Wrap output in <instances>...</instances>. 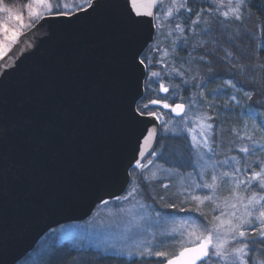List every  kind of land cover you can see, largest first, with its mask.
<instances>
[{
    "label": "water",
    "instance_id": "1",
    "mask_svg": "<svg viewBox=\"0 0 264 264\" xmlns=\"http://www.w3.org/2000/svg\"><path fill=\"white\" fill-rule=\"evenodd\" d=\"M129 7L100 0L87 16L46 15L0 58V264L20 263L51 230L122 197L155 152L161 122L135 111L149 71L134 57L156 25L130 23ZM164 104L151 106L183 116Z\"/></svg>",
    "mask_w": 264,
    "mask_h": 264
},
{
    "label": "rangeland",
    "instance_id": "2",
    "mask_svg": "<svg viewBox=\"0 0 264 264\" xmlns=\"http://www.w3.org/2000/svg\"><path fill=\"white\" fill-rule=\"evenodd\" d=\"M250 1L251 0H248V3ZM64 2L69 3L71 6L72 0H64ZM28 3H33L35 7V0H9L7 2H2V0H0V4L7 5L13 8L14 11L22 14L26 24L31 22L26 8ZM170 5L171 0H166L155 14L159 19L155 20V40L146 52L148 57L146 63L149 73L145 83V95L147 92L152 93L153 83L158 88L156 98L153 100L168 103L172 106L176 104L185 105V112L180 118H174L169 112L167 114L160 109L149 111V113H155L156 116L159 117L161 122L160 135L175 137L184 135L188 138L189 143L187 144V149L191 156V171L188 173H181L163 166L158 162L159 153L155 150L140 167L131 171V182L122 197L102 203L95 209L91 217L85 221L60 226L51 236L47 237L49 240H55L59 243L66 242L76 250L93 249L100 254L122 256L128 259L141 256L139 253L145 249H150L152 252L165 251L171 256L178 252L181 246H195V243L190 242L194 240V237H191L189 233L196 232L199 234L203 231L202 225L205 218L210 220L213 216L220 215L221 211H229L223 204L226 197L229 203L235 202L229 196L230 188L227 183L223 184L215 193L218 198L216 203L221 205L216 211H213L215 205L208 201H205L204 204H198L192 200L193 195L203 197L213 194L207 189L193 192L192 188L196 183L201 180H207L210 183V174L213 169H215L217 174L232 172L231 164L233 165L232 169L234 164L232 161L233 158H231L229 154V148L231 147L230 142H226L221 138L220 133L215 131L214 125L210 120H206V123H211L213 128L206 131L204 134L209 136L210 142L214 141L211 142L212 152H208L207 149L203 147L194 148L191 146L193 133H189L185 131V129L193 128L195 124L198 123L193 119L195 116L199 115L203 117L208 115L203 112L195 97H191L190 100L183 98L184 88L181 87L177 89L172 86L170 87V85L164 81V76H169L170 79L174 77L181 80L180 84H183V86L185 84L184 87H186L194 82H197V85H199L201 79L200 74L196 70V66H194L197 61L195 57L189 60L187 59V64L183 65V68L177 69L175 75L174 73H170V67L173 62L175 63L178 50L180 47L182 48L181 45L185 39L182 37L185 31L183 33L179 32L176 29V24H181V26L184 27L182 23L183 20L187 19L190 23V20L196 18L192 15L191 19H189V13L183 9L178 13H174L172 17H168L166 11L167 7ZM187 5L188 7L192 5L198 8H204V6H206L207 9L213 8L212 0H187ZM41 11H43V9H41ZM213 11H215V9H213ZM185 16L186 19H184ZM201 19L208 20L212 28H221V26L216 23L215 17L209 15L206 10L201 15ZM189 23L184 28L188 29L193 39L192 45L189 46V50L192 55H196L195 52L197 49L193 48V44L199 37L194 39L193 33L188 26ZM0 24H7L9 27L20 30L21 33L30 29H20V26L14 20H10L8 14L3 11H0ZM234 24L235 23L231 24V28H234ZM261 28L262 27L259 26L258 46L264 50V34L261 33ZM199 31L200 27L198 26L197 33H199ZM12 45L13 44L8 47L7 51ZM6 52L0 54V58H2ZM169 63H171V65H169ZM152 72L159 73V76L152 77ZM181 72L183 76L179 75ZM161 84L168 88L167 94L161 93ZM170 90L172 91L169 92ZM194 134L198 140L201 139L200 130L198 128ZM202 169H206V171L202 172ZM239 179L245 180L246 178L240 176ZM165 185H167V188L164 187ZM243 187L242 185L241 191H243ZM158 188L166 190V194L176 199V202H178L177 204L176 202L174 203L176 207L166 208L167 210L165 209L166 211H163L165 213L157 211L162 209L160 202L164 201L163 194H157V192H155ZM133 189H135V191L129 196V192ZM185 189H187V194H184ZM247 194L250 195L251 193ZM259 194L264 195L261 193ZM167 205L172 204L167 203ZM197 207L200 208V212L195 211ZM201 213L204 214V217L201 216ZM255 227H258V222L251 226H246L245 230L250 231L251 228ZM240 239L243 242L252 244V241L250 242L249 239ZM161 246L164 247V249H161ZM232 246L238 245L235 241H231L229 237V245H227V247L230 249ZM252 255L257 258L259 264V261L262 259L257 257L255 253ZM148 257L160 258L164 262L167 261V258L164 257ZM207 264H230V261H223L218 257L212 256L211 259L207 261Z\"/></svg>",
    "mask_w": 264,
    "mask_h": 264
},
{
    "label": "trees",
    "instance_id": "3",
    "mask_svg": "<svg viewBox=\"0 0 264 264\" xmlns=\"http://www.w3.org/2000/svg\"><path fill=\"white\" fill-rule=\"evenodd\" d=\"M9 0H2L7 2ZM252 5H255L254 7ZM264 6V0H251L248 3V12L245 14L243 24L236 22L234 28L240 31V38L235 43H229L225 38L223 29L213 28L209 36L204 37L209 41L205 49L197 48L196 55H192L189 46L192 45L193 39L188 29L182 35L184 39L182 48L180 47L170 67V73H174L177 69L183 68L187 61L192 57L197 59L194 66L201 76L199 85L194 82L190 86L180 84L179 79L164 76V81L173 88H184V96L186 100L195 97L199 106L202 108L214 125L216 132L220 133L221 138L230 142L229 148L230 156L233 158V164L239 169L237 176H244L247 178L253 171L260 172L261 165L264 164V77L258 72L249 71L247 74L237 70L234 65L250 64V65H264V50L258 46L259 26H261V33L264 34V11L261 7ZM194 12L204 8H198L190 5ZM190 16V17H189ZM191 19L192 15L189 14ZM194 16V15H193ZM186 19V16L185 18ZM183 26L189 21L183 20ZM251 35H250V34ZM235 34V33H233ZM219 37L217 45L212 44V38ZM182 49V50H181ZM215 49V51H211ZM231 50L236 53L238 60H225V51ZM199 57H204L203 60ZM188 59V60H187ZM146 63V60H145ZM147 64V63H146ZM150 69V68H149ZM177 75V74H176ZM258 79L261 83L253 84V79ZM235 84L233 88L229 84ZM158 85V84H157ZM152 93H146L145 97L139 103V109L143 113H149L158 109L151 106V101L156 98L158 88L152 83ZM170 90L169 92H171ZM244 93L251 94V100H248ZM147 104L145 109L143 105ZM161 111H164L160 109ZM168 114V112L164 111ZM247 133L253 137V140L258 141L253 145L251 141L246 138H241ZM219 136V138H220ZM189 140L186 136H162L160 135L157 144L158 162L163 166L176 170L181 173H188L191 171L190 163L191 156L187 149ZM249 147L252 149L249 153L240 151L241 147ZM231 164V170L232 169ZM255 183V182H254ZM166 190L157 189V194H163L164 201L160 202L162 209L157 210L160 213H165L168 207L167 203L174 204L176 199L166 194ZM252 191L260 192L258 188H253ZM162 201V200H160ZM167 202V203H166ZM178 202H176L177 204ZM166 209V210H165ZM167 214V213H166ZM59 228V227H58ZM56 228V229H58ZM51 230L37 245L36 249L26 256L18 264H164L165 262L160 258L138 256L133 258H126L116 255L100 254L93 249H74L68 243H59L55 240H49L47 237L51 236L56 230ZM255 243H259V237L249 239ZM166 247V246H165ZM161 249L164 247L161 246ZM255 255L262 260L264 256L260 251L254 252ZM253 253H251L252 255Z\"/></svg>",
    "mask_w": 264,
    "mask_h": 264
},
{
    "label": "snow or ice",
    "instance_id": "4",
    "mask_svg": "<svg viewBox=\"0 0 264 264\" xmlns=\"http://www.w3.org/2000/svg\"><path fill=\"white\" fill-rule=\"evenodd\" d=\"M212 3L213 8L207 9V13L215 17L216 23L223 29L225 38L229 43H235L236 40L240 38L241 34L238 29H232L231 24L236 22L243 24L245 13L249 10L248 0H212ZM128 4L130 5L128 19L132 24L142 23L144 17H152L153 20L159 19V17L154 16L151 11L153 7L160 8L162 6L157 0H128ZM99 5L100 0H72L71 6L69 3L64 2V0H35V7L33 3H28L26 6L31 21L27 24L22 14L14 11L13 8L7 5L0 4V11L7 13L10 20H14L20 26V29H24L34 26V23L44 19L46 14L53 18L63 17L72 19L76 18L78 14L87 16L96 12ZM252 6L254 7L255 5ZM41 9H43V11H41ZM181 9L196 17L190 20L188 25L193 33L194 39L199 37L193 44V48L205 49L209 41L204 37L209 36L215 31V29L210 26L208 20L201 19V15L205 10L200 9L194 12L188 7L187 0H171V5L167 7L166 15L172 17L174 13H178ZM213 9H215V11H213ZM261 10L264 11V6L261 7ZM148 25L151 30L153 21L149 20ZM198 26L200 27L199 33H197ZM176 29L181 33L185 31L181 24H176ZM19 35H21L20 30L9 27L7 24H0V54L6 52L8 47L16 42ZM211 42L217 45L219 43V37L212 38ZM211 51H215V49ZM146 52L147 48L142 46V49L138 51L134 57L136 66L140 67L142 70L148 67L145 63V60L148 59ZM142 56L143 58H141ZM199 59L203 60L204 57H199ZM223 59L238 60L239 57H237L235 52L226 50ZM234 67L242 73L247 74L251 70L260 73V75L264 77V65L237 64L234 65ZM179 75L183 76V73L181 72ZM151 76L157 77L159 73L152 72ZM251 82L253 84L261 83L260 80L255 78ZM229 84L233 88L236 87L231 81H229ZM261 86H264V84ZM160 88L162 91L168 92V88L164 87L163 84L160 85ZM244 95L248 100H251V94L244 93ZM151 103H160V101L153 100ZM143 107L147 109L148 105L145 104ZM164 107L172 108L177 115L185 112L184 104H176L173 107L165 103ZM135 111L140 115L144 114L139 108L135 109ZM149 115L155 116L156 114L149 113ZM193 119L198 123H196L193 128L185 129V131L193 133L191 146L194 148L203 147L207 149L208 152H212L211 142L214 141L210 142L209 136L204 134L206 131L213 128L211 123H206V120H210L211 117L197 115ZM197 128L200 130V140H198L194 134ZM154 134L155 129H153L150 135ZM241 138L248 139L253 145L259 143L253 140V137L247 133ZM251 150L252 149L247 146L240 148V151L243 153H249ZM136 163L140 166L139 161ZM201 171L204 172L206 169H202ZM238 171L239 169L235 166L232 172H222L219 174L213 169L210 174V183L207 180H201L193 186V192L207 189L213 193L212 195H205L203 197L198 195L192 196V200L198 204H204L205 201L214 204L215 207L213 211L221 207L219 203H216L218 198L215 193L225 183H227L230 188L229 196L235 201L234 203H229L226 197L223 204L225 208L229 209L228 212L221 211L220 215L213 216L210 220L205 218L202 225L203 231L199 234L196 232L189 233L191 237H194V240L190 241L195 243L194 247L187 248L181 246L178 252L171 256H169L168 252H152L150 249H145L139 254L141 256L148 255L167 258V264H197V261H202L203 264H207V261L211 259L212 256L218 257L223 261H230V264H258L257 258L251 255V253L260 251L261 255L264 256V195H260L258 192L252 191V189L255 187L258 188L260 192H264V164L261 165L260 172L253 171L245 180L239 179L237 176ZM242 185L244 186L243 191H241ZM164 187L167 188V185ZM134 191L135 189L129 192V196H131ZM247 193L251 194L248 195ZM184 194H187V189L184 190ZM166 207L174 208L176 205H166ZM195 211L200 212V208L197 207ZM201 216L204 217V214L201 213ZM256 222H258V227L251 228L250 231L245 230L246 226H251ZM229 237L231 241H235L238 246H232L229 249V247H227V245H229ZM255 237L260 238L259 243L253 242L250 244L240 239L244 238L247 240L252 238L254 241ZM259 264H264V260L259 261Z\"/></svg>",
    "mask_w": 264,
    "mask_h": 264
},
{
    "label": "flooded vegetation",
    "instance_id": "5",
    "mask_svg": "<svg viewBox=\"0 0 264 264\" xmlns=\"http://www.w3.org/2000/svg\"><path fill=\"white\" fill-rule=\"evenodd\" d=\"M167 94V93H166ZM157 108V107H156ZM158 109H161V108H158ZM166 112H169L170 114H171V112L170 111H166Z\"/></svg>",
    "mask_w": 264,
    "mask_h": 264
}]
</instances>
